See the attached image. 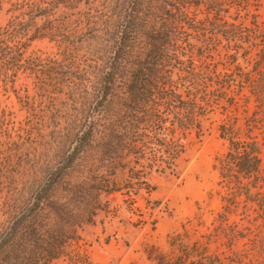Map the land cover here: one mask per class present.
<instances>
[{"label":"trees","instance_id":"16d2710c","mask_svg":"<svg viewBox=\"0 0 264 264\" xmlns=\"http://www.w3.org/2000/svg\"><path fill=\"white\" fill-rule=\"evenodd\" d=\"M249 4L248 0L10 3L9 19L0 25V82L27 115L15 127L9 113L0 108V264H49L59 257L77 238V227L92 220L98 198L116 191L107 175L124 165L121 160L132 156L138 165L154 161L160 170L170 168L166 165L174 163L182 148L177 136L199 129L200 116L212 104L226 100L238 107L234 99L245 85L254 108L248 113L244 107L240 124L234 115L218 126L227 147L218 163L219 181L227 192L221 197L214 233L186 245L176 235L172 240L176 254L160 255L155 264H247L240 253L221 257L209 250L216 235L226 238L228 246L234 238L247 236L243 229L232 231L226 225L240 204H250L255 212L253 228L248 229L252 250L264 251V24L253 20L246 25L240 20ZM200 6L203 17L197 15ZM230 8L236 9L234 16ZM92 27L105 45L102 63L95 65L90 77L80 67L76 37L92 39ZM34 39L52 41L56 51L28 52ZM221 40L236 72L221 73L208 63L209 52ZM250 54L252 65L244 71L237 59L249 62ZM21 74L31 79L39 100L27 89L19 93L15 86ZM76 96L89 104L96 101L92 117L59 115L55 101L76 102ZM63 125L88 134L95 143L92 205L86 201L83 178L73 177L78 146L45 165L38 159L48 132L57 133ZM145 143L157 144L156 152L151 155L142 149Z\"/></svg>","mask_w":264,"mask_h":264},{"label":"rangeland","instance_id":"374dc122","mask_svg":"<svg viewBox=\"0 0 264 264\" xmlns=\"http://www.w3.org/2000/svg\"><path fill=\"white\" fill-rule=\"evenodd\" d=\"M13 1L15 0H0L1 26L9 19L8 9ZM248 1L250 4L246 7V12L242 10L243 18L240 20L246 25H251L253 20L260 25L264 24V1L261 0L260 4L255 0ZM199 9L201 10L197 11V15L203 17L202 6ZM228 11L234 16L236 9L230 8ZM95 34L92 27V39L81 34L76 37L80 41L76 45L80 67L86 69L90 77L94 75L95 65H101L100 59L104 55L101 49L105 44ZM196 43L200 44L198 41ZM224 43L225 41L221 40L215 49L209 52L208 63L214 65L221 73H229L231 70L236 72V63L230 62ZM27 50L53 53L56 46L47 39H34L29 42ZM247 57L249 62L241 57L237 59L238 65H242L244 71L250 69L254 55ZM15 87L22 95L27 89L30 96L39 100L31 79L23 74ZM44 101L45 105H48V101ZM75 101H55L59 115L65 112L69 118L75 115L92 117V108L95 109L96 101L92 100L89 104L78 96ZM234 101H238V107L226 100L212 104L200 116L199 129L177 136L182 148L174 163L166 165L170 168L160 170L153 160L148 161V164L138 165L134 163L135 158L132 156L121 160L124 165L115 166L114 174L107 175L110 185L114 186L116 191L102 194L98 198L99 208L95 209L92 220L77 227V238L67 243L64 253L49 264H155L160 255L171 258L176 254L177 244H172L176 235L180 236L179 243L186 245L193 240L202 239L203 235L213 234L214 227L219 223L217 214L221 210V197L227 192L219 181L218 163L227 147L219 136L218 126L231 121L234 115L238 116L237 123L240 124L244 107H247V112L250 113L255 104L246 85L235 96ZM0 108L9 113L15 127L20 126L27 115V110L17 102L14 93L9 88L5 89L1 82ZM57 113L58 111L56 116ZM78 130L63 125L57 133L49 131L50 136L42 141L45 143L44 147L38 149V159L45 165L57 156L61 158L62 155L68 154L73 146H78L80 151L75 160L77 172L73 177L83 178L86 201L92 205L96 201L92 188V146L95 147V143H92V137L90 139L88 134ZM80 139L81 141H78ZM145 144L142 149L147 153L152 155L156 152L157 144ZM261 160L264 177V151ZM99 169L107 171L108 167ZM250 206L240 204L233 209L226 222L232 231L243 229L247 236L243 239L234 238L228 246L230 243L226 238L216 235L214 242L209 244L210 251L220 253L221 257L240 253L242 260L247 264H264V251L252 250V242L249 240L251 234L248 229H252L255 223L251 220L255 212ZM261 230L264 232V228Z\"/></svg>","mask_w":264,"mask_h":264}]
</instances>
